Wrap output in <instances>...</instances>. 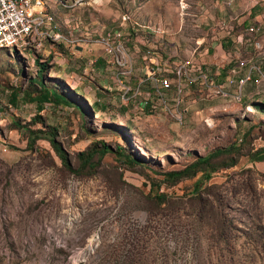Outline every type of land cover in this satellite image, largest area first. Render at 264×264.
Here are the masks:
<instances>
[{
    "label": "rangeland",
    "instance_id": "1",
    "mask_svg": "<svg viewBox=\"0 0 264 264\" xmlns=\"http://www.w3.org/2000/svg\"><path fill=\"white\" fill-rule=\"evenodd\" d=\"M43 1L55 33L69 40L101 43L128 28L139 37L137 26L146 25L162 31L152 43L186 59V0ZM75 25L77 33L108 31L90 39L69 35ZM46 38L0 45V264H264V160L250 157L264 149V107L253 105L264 93L224 104L196 91L186 96L196 102L181 121L143 114L121 103L110 78L109 100L95 99L89 57ZM31 44L35 50L25 47ZM131 53L137 54L129 44L116 46L117 67L132 71ZM36 60L48 62L45 82L76 107L39 109L25 101L37 89ZM173 73L179 79L180 64ZM36 114L43 122H31ZM16 124L56 126L70 169L47 139L30 143ZM97 141L119 144L142 162L127 167L110 151L93 170L82 167L78 152ZM229 145L237 148L236 164L223 166L229 155L212 160L217 168L198 192L193 185L201 172L166 180V171Z\"/></svg>",
    "mask_w": 264,
    "mask_h": 264
},
{
    "label": "built area",
    "instance_id": "2",
    "mask_svg": "<svg viewBox=\"0 0 264 264\" xmlns=\"http://www.w3.org/2000/svg\"><path fill=\"white\" fill-rule=\"evenodd\" d=\"M39 13L44 12L36 11L34 0H0V37L5 39L18 37L19 40L34 41L37 36L49 37V34H55L49 20L37 21ZM137 33L129 28L127 31L113 30L109 32V38H101V43L96 45L82 43L78 46H70L63 42L61 45L71 48L75 53H79V56L82 49H85L91 55L87 68H97L98 71L106 74L108 65L114 60H119L116 46L129 44L137 53H141L143 64L140 65L138 79L126 78L127 67L111 79L118 87L121 103L124 106L134 104L143 114L148 112L163 114L181 121L183 111H188L187 107L195 101V99L186 101V109L182 108L185 94L181 93L183 83H190V87L201 93L223 99L224 104L241 101L254 93H264L263 61L255 60L256 57L235 58L223 81H218L217 70L201 59L191 62L176 61L180 63L181 75L179 79H172L169 78V72L156 69L153 56H146L148 43H136ZM238 43L256 50L262 48L257 41L250 38L241 37Z\"/></svg>",
    "mask_w": 264,
    "mask_h": 264
},
{
    "label": "crops",
    "instance_id": "3",
    "mask_svg": "<svg viewBox=\"0 0 264 264\" xmlns=\"http://www.w3.org/2000/svg\"><path fill=\"white\" fill-rule=\"evenodd\" d=\"M137 28L142 32L140 33L142 35L138 37L136 34V41L148 43L147 46L150 47V49H146V56H153L156 69L169 72L171 78L174 77L173 71L180 64L176 61L191 62L198 59L217 70L219 73L218 81H223L226 78L228 70L233 65V60L237 57L246 59L256 57L255 60L263 61L262 68L264 70V0H186V34L181 35V38L186 41V59H174L175 55H171L173 49L163 46L165 45L163 42L158 43L159 47L152 43L154 34L155 37L161 36L162 31L153 33L151 27L146 25L137 26ZM73 29L76 33L69 35H83L88 39L92 36H101L108 31L107 29H94L77 33L79 32L78 25L73 26ZM241 37L257 41L262 48L256 50L253 47L238 43ZM96 44L98 43H89V45ZM75 54L79 56V53ZM80 54L91 57L85 49H82ZM131 55L132 71L126 72V78L138 79L143 57L141 53L136 55L131 53ZM90 71L92 72L89 75L92 78L97 76L96 80L98 81V84L94 83L95 99L100 100V97H103L108 101L109 97L107 96L111 94L106 91L111 88L108 85V80L123 70L113 62L108 65L107 74L98 71L97 68L90 69ZM82 74H87V72L83 71ZM99 75L102 77H98ZM57 78H63V76H57ZM196 91L198 90L190 87L189 83L182 84L181 93H185L183 109H186V96ZM145 114L160 115L149 112Z\"/></svg>",
    "mask_w": 264,
    "mask_h": 264
},
{
    "label": "trees",
    "instance_id": "4",
    "mask_svg": "<svg viewBox=\"0 0 264 264\" xmlns=\"http://www.w3.org/2000/svg\"><path fill=\"white\" fill-rule=\"evenodd\" d=\"M56 2H60L63 0H55ZM24 47V46H23ZM25 47H31L35 50L34 45H27ZM35 49H34V48ZM2 48V47H0ZM6 49V48H3ZM37 52V51H35ZM38 62V70L36 74V78L33 81L34 84L37 85V89L35 92H26L25 93V101L29 103H35L39 109H42L45 104H52L54 106H66V107H76L75 103L68 99L65 95H63L58 88L54 86H49L45 82L44 73L46 70L50 69V65L47 61ZM49 67V68H48ZM175 74V73H173ZM57 78V77H56ZM14 99H16V95H14ZM253 105L255 107H264V101H254ZM93 104H91V107ZM83 114V113H82ZM32 123L35 122H43L42 117L39 114L34 115L33 119H31ZM18 125V128H22L27 134L30 143H33L36 139L43 138L47 139L54 151L61 159L64 166L70 169V158L68 153L63 149L60 142L56 139L58 134V128L54 125H46L47 129L36 128L32 129L29 126ZM233 148L237 149L234 145H229L227 147L215 148L205 155L198 156L192 162L187 164L185 167L179 170H170L164 173L166 180L174 182L181 178L185 177H193L197 174V172H201L199 178L195 181L193 185L194 192H198L200 190V185L204 180L209 179L210 174L216 170L217 167L213 166L212 160L221 156V155H229L228 163H225L223 166H232L236 164V160L232 156ZM114 152L119 157L122 163L127 167H131L135 164L141 163L139 159L133 157L129 152L125 150L121 145L117 144L114 148L108 145L104 141L94 142L89 148L86 150L80 151L77 154V157L81 163L82 167H88L90 169H94L103 156L108 152ZM250 157L253 160H264V149H259L250 154Z\"/></svg>",
    "mask_w": 264,
    "mask_h": 264
},
{
    "label": "bare ground",
    "instance_id": "5",
    "mask_svg": "<svg viewBox=\"0 0 264 264\" xmlns=\"http://www.w3.org/2000/svg\"><path fill=\"white\" fill-rule=\"evenodd\" d=\"M38 6H41L42 9H38L37 8ZM34 7L36 8L37 12H44V13L37 14V21H48V20L50 21V17L47 16V13L45 11L46 6H45L43 0H34ZM43 37L46 38V36H43ZM49 38H48L49 41H52V42H55L58 44H61V42H63V43H67V44H74V46L81 45L82 43L88 44L90 42L89 40L82 39V38H74V39H76V41L69 40L67 36H65L61 33L49 34ZM48 39L46 38V40H48ZM22 40H19L18 37H11L10 39H5L3 37H0V45L1 46L8 45V44L15 45L18 42H21ZM76 42H79V43H76ZM183 119H184V112H183Z\"/></svg>",
    "mask_w": 264,
    "mask_h": 264
},
{
    "label": "water",
    "instance_id": "6",
    "mask_svg": "<svg viewBox=\"0 0 264 264\" xmlns=\"http://www.w3.org/2000/svg\"><path fill=\"white\" fill-rule=\"evenodd\" d=\"M78 49H80V47H78Z\"/></svg>",
    "mask_w": 264,
    "mask_h": 264
}]
</instances>
